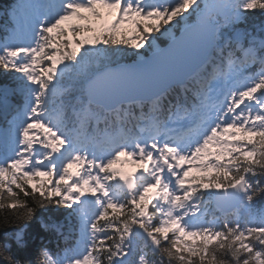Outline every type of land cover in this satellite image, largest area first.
Here are the masks:
<instances>
[{
    "label": "snow or ice",
    "instance_id": "6c2138e0",
    "mask_svg": "<svg viewBox=\"0 0 264 264\" xmlns=\"http://www.w3.org/2000/svg\"><path fill=\"white\" fill-rule=\"evenodd\" d=\"M249 12L264 0H19L0 38L16 98L0 107V226L23 247L38 210L66 213L41 221L65 247L37 264H264V24L235 27ZM192 17L201 42L175 55Z\"/></svg>",
    "mask_w": 264,
    "mask_h": 264
},
{
    "label": "trees",
    "instance_id": "16d2710c",
    "mask_svg": "<svg viewBox=\"0 0 264 264\" xmlns=\"http://www.w3.org/2000/svg\"><path fill=\"white\" fill-rule=\"evenodd\" d=\"M19 3V0H0V38H3L7 34V29L12 26V19L10 16V12L12 9H15L17 4ZM102 10V8H101ZM247 19L236 25V28L241 27L242 31L246 30H252L254 27H259L261 24H264V15H261L259 12H249L246 14ZM190 21V19H189ZM128 27V26H126ZM71 35V33L69 34ZM143 51V49L141 50ZM135 59L134 56L131 54L127 56H116L112 55L109 57L108 60L104 61V63H108L109 65L126 62L129 60ZM66 85L69 83H73L74 87H78V83L75 81H69L65 80L64 82ZM14 85L13 78L11 74H4L3 72H0V87L3 88H12ZM73 95H79L77 91H73ZM179 93H172V97L177 96ZM1 102L5 103L10 97H7L6 99L2 94H0ZM3 107V106H1ZM69 116H71V113H69ZM4 125V121L2 118H0V126ZM92 127H95V123L91 125ZM132 125L130 124L129 127ZM100 127H103V124L100 125ZM190 175H203L202 172L197 170L196 168H193ZM35 183V181H34ZM259 203L261 205H264V195H262L259 198ZM66 213L60 212L54 214L51 210L44 211V210H38L36 213V216L28 222V226L25 229L24 233V246L20 247L16 244L14 237L11 235L12 233V227H2L0 226V249H2L3 245L5 243L11 245V255L14 257L28 261L30 264H37V260L39 258V250L41 247L46 246L50 251L53 253L59 251L63 247H65V243L63 239L58 236L53 231L45 230L41 227V221L45 222H51V220H63ZM229 219H234V216L232 213H227ZM3 214L0 213V219H2ZM247 218L245 217V220ZM191 239V238H190ZM142 243V242H141ZM7 254L0 252V264H9V261L6 258ZM133 261H135L136 256L130 257Z\"/></svg>",
    "mask_w": 264,
    "mask_h": 264
},
{
    "label": "water",
    "instance_id": "95a60500",
    "mask_svg": "<svg viewBox=\"0 0 264 264\" xmlns=\"http://www.w3.org/2000/svg\"><path fill=\"white\" fill-rule=\"evenodd\" d=\"M198 31L199 29L196 27V25H194L187 33H184L182 39H180L178 42L177 49L174 52V54L178 56L186 55L188 53L194 54L198 48V46L196 47V43H198L199 45L201 42L200 33H198ZM167 47L168 44L163 48H167ZM165 63L166 61H160L158 63V70L162 71L163 65ZM132 64L133 62L129 64H121V65H132ZM117 66L119 65L113 66V68H116ZM119 87L122 88L124 91L133 92V93L138 91H144L143 86L140 85L134 78H130L127 82L123 83L122 85H119Z\"/></svg>",
    "mask_w": 264,
    "mask_h": 264
},
{
    "label": "bare ground",
    "instance_id": "6f19581e",
    "mask_svg": "<svg viewBox=\"0 0 264 264\" xmlns=\"http://www.w3.org/2000/svg\"><path fill=\"white\" fill-rule=\"evenodd\" d=\"M190 25H196L195 23H193V22H191L190 23ZM198 33H200L199 31H198ZM0 89H1V87H0ZM179 88H176V89H174L173 91H172V93H179ZM8 97H10L11 99H9L7 102H5V103H2V102H0V106H4L5 104H13V103H15L16 102V98H14V97H12V96H8ZM127 170H129V171H132V170H136V168H137V165H135V164H133L132 162H129V163H126V164H124L123 165Z\"/></svg>",
    "mask_w": 264,
    "mask_h": 264
},
{
    "label": "rangeland",
    "instance_id": "374dc122",
    "mask_svg": "<svg viewBox=\"0 0 264 264\" xmlns=\"http://www.w3.org/2000/svg\"><path fill=\"white\" fill-rule=\"evenodd\" d=\"M81 23H83V22H81Z\"/></svg>",
    "mask_w": 264,
    "mask_h": 264
}]
</instances>
